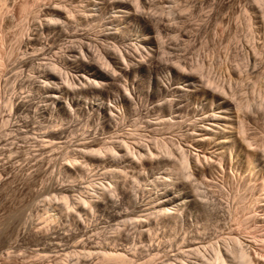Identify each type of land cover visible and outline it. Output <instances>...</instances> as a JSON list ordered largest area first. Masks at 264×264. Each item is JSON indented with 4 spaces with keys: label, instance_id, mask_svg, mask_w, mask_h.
Returning a JSON list of instances; mask_svg holds the SVG:
<instances>
[{
    "label": "rangeland",
    "instance_id": "rangeland-1",
    "mask_svg": "<svg viewBox=\"0 0 264 264\" xmlns=\"http://www.w3.org/2000/svg\"><path fill=\"white\" fill-rule=\"evenodd\" d=\"M6 1L0 264H264V0ZM35 4L41 19L55 14L35 35L41 52L25 47L36 17L21 18ZM24 51L35 63H19ZM54 58L55 80L37 64ZM197 61L209 81L192 73ZM95 66L116 76L94 85ZM43 131L60 143L42 144Z\"/></svg>",
    "mask_w": 264,
    "mask_h": 264
},
{
    "label": "bare ground",
    "instance_id": "bare-ground-1",
    "mask_svg": "<svg viewBox=\"0 0 264 264\" xmlns=\"http://www.w3.org/2000/svg\"><path fill=\"white\" fill-rule=\"evenodd\" d=\"M4 1V0H3ZM6 1V0H5ZM5 3V2H4ZM3 3V4H4ZM6 3H8L7 1H6ZM135 3H137V5H139V0H137V1H135ZM88 4H90L89 2H88ZM97 4V3H96ZM96 4H94L95 6H97ZM114 4H116V3H114ZM6 5V4H5ZM5 5H3V6H5ZM87 5V4H86ZM91 5V4H90ZM133 5V4H132ZM8 8L7 9H9L10 7H9V4L8 5H6ZM11 6V5H10ZM39 5L38 4H35V5H33V6H28V5H26V6H24L23 7V9H22V11H21V18L23 19V20H29V18H31V16H34V17H36V24H35V27H34V30L33 29H30V26H27V31L29 32V33H27V42H26V46L25 47H27L28 45H30L31 44V42L32 41H34V48H32V51H37V50H40V52L41 51H44V50H42V49H39V48H37L38 47V45H42V43H41V41L39 40V39H37V37H35V35L37 34V35H39L38 34V32L40 31H43L44 30V28H55V14L54 15H49L46 19H41V16H40V14L38 13V9H37V7H38ZM88 6V5H87ZM128 6V5H127ZM55 7H57V5H55ZM59 7H61V5H59ZM86 7V6H85ZM139 7H141V5H139ZM171 7H173V5L171 6ZM92 8V7H91ZM65 9H67V7H65ZM96 11V10H95ZM134 11V10H133ZM132 13V12H131ZM134 13V12H133ZM136 13V12H135ZM167 15H169V13H167ZM47 16V15H46ZM169 16H171V15H169ZM82 17V16H81ZM44 20V21H43ZM45 20H46V22H45ZM57 21H59V19H57ZM116 21V20H115ZM30 22V21H29ZM118 22V21H117ZM121 22V21H120ZM151 26V25H150ZM153 28H155V27H153ZM155 29H157V28H155ZM155 29H152V30H150L151 32L150 33H155V32H158V30L157 31H155ZM48 30V29H47ZM146 30V29H145ZM31 31H36L35 33H31ZM45 31V30H44ZM42 33V32H41ZM44 33V32H43ZM76 36V35H75ZM77 36H79V35H77ZM40 37V36H39ZM38 37V38H39ZM50 36L48 35V37L47 38H49ZM74 37V36H73ZM81 37V36H80ZM172 37H175V35H172ZM82 38V37H81ZM161 38V31H159V39ZM47 40V39H46ZM49 40V39H48ZM53 41V40H52ZM55 45V44H54ZM37 46V47H36ZM53 46V45H52ZM85 46V45H84ZM83 45H81V48H82V50H83V47H84ZM29 47V46H28ZM41 47V46H40ZM54 48H55V46H54ZM26 49H28V48H26ZM87 49V48H86ZM29 50H30V47H29ZM28 50V51H29ZM88 50V49H87ZM27 51V50H26ZM26 51H24V56H26V57H24V58H22L20 61H19V63H21V64H23V65H28V64H32L33 62H34V59H33V57L34 56H28L27 55V53H28V51H27V53H26ZM86 51V50H85ZM90 51V50H89ZM39 52V51H38ZM37 52V53H38ZM46 52V51H45ZM31 53V52H30ZM48 53V52H47ZM51 53V52H50ZM32 54V53H31ZM34 55H35V52L33 53ZM41 54V53H40ZM45 55V54H44ZM43 55V56H44ZM49 55V54H48ZM51 55V54H50ZM86 55V54H85ZM53 57L55 56V55H52ZM93 56V55H92ZM88 57H91V56H87V58ZM41 58V57H40ZM150 59V58H149ZM88 61V60H87ZM86 61V62H87ZM93 61V60H92ZM95 61H97V63H101V67H105V65H107V61H103V59H101V55H99V53L97 54V55H95ZM138 61V63L137 64H140L141 66H143L144 64H146V62L145 61H143V62H140V60H136V62ZM39 62V61H38ZM48 63H46V64H44V62L43 63H37L38 64V67H41L42 68V70L40 69V71H48V72H45V74H49L48 76H51V77H49V78H53L54 80H55V75H58V74H55V71H57V69H59V71H61V67H57V65H55V58H54V60L52 59L51 61H47ZM89 62V64H90V61H88ZM87 62V63H88ZM151 62V61H150ZM35 63V62H34ZM92 63V62H91ZM197 63V67H201V69H199V71H197V69H193V67H191V69L192 70H194L192 73H199V77H201V79L203 78V79H207V81H209V77L206 75V73H205V68H204V65L201 63V65H199V62L197 61L196 62ZM88 64V65H89ZM93 64V63H92ZM136 64V63H135ZM134 64V65H135ZM136 64V65H137ZM147 65V64H146ZM174 65H177V67H179V69H181V67H183V65H181V63H177V61H174ZM193 65V64H192ZM24 66V67H25ZM34 66V65H33ZM32 66V67H33ZM90 67H91V64L89 65ZM94 66V65H93ZM99 66V65H98ZM18 67V66H17ZM21 67V66H20ZM30 67V66H29ZM37 67V68H38ZM136 67H139V68H141L140 66H136ZM147 67V66H146ZM31 68V67H30ZM93 68V67H92ZM127 68V67H126ZM130 67H128V69H129ZM143 68V67H142ZM185 67H183V69H184ZM13 69H14V67H13ZM16 69V68H15ZM22 69V68H21ZM94 69V68H93ZM95 69L96 70H94V76H93V78H95V79H92L93 80V83H94V85H96V82L97 81H95V80H97V79H106V78H113V76L115 77L116 75H114L113 74V71H111L110 69L108 70L107 68H101V69H99L98 67H96L95 66ZM127 69V70H128ZM28 70V69H27ZM121 70H122V68H121ZM124 71L126 70V69H123ZM23 73H24V68H23ZM21 71V72H22ZM31 72V71H30ZM128 72H129V70H128ZM208 73V72H207ZM26 74H27V72H26ZM30 74H32V73H29V75ZM32 75H30V78H32L31 77ZM46 76V75H45ZM47 76V77H48ZM25 77V76H24ZM35 77V76H34ZM37 77H39V76H37ZM58 77V76H57ZM82 77V76H81ZM195 77V76H194ZM26 78V77H25ZM46 78V77H45ZM89 78V77H88ZM87 78V79H88ZM188 78V77H187ZM57 79V78H56ZM59 79L60 80H64V75H63V73H61L60 72V76H59ZM73 79H75V77H73ZM84 79H86V77L84 78ZM117 79V78H116ZM115 79V80H116ZM40 80V79H39ZM51 80V79H50ZM92 80H90L89 79V81H86L87 83H89L90 81H92ZM31 81V80H30ZM41 81V80H40ZM112 81V80H111ZM114 81V80H113ZM194 81V80H193ZM197 81V80H196ZM213 81H217V80H214L213 79ZM33 82H34V80H33ZM33 82H31V83H33ZM43 82H45V81H43ZM63 82V81H62ZM101 82V81H100ZM52 83V82H51ZM104 83V82H103ZM191 83V82H190ZM40 84V83H39ZM44 84V83H43ZM46 84H47V82H46ZM92 84V83H91ZM97 84H99V82L97 83ZM106 84V83H105ZM161 84H163V83H161ZM192 84V83H191ZM206 84V83H205ZM42 85V84H41ZM195 85V84H194ZM194 85H192V86H194ZM229 85H231V82L229 81ZM33 85H31V87H32ZM35 86L37 87V85L35 84ZM39 86V85H38ZM53 86V85H52ZM55 86V85H54ZM161 86H165V85H161ZM42 87V86H41ZM93 87V86H92ZM169 87H171V86H169ZM215 87H219V89H217V91H219V93H221V91H223V95H225V96H229V95H227V91H225V82H223V81H219V83H217V85H215ZM54 88V87H53ZM65 88H66V86H65ZM165 88H168V87H166L165 86ZM43 89H44V87H43ZM58 89H60V90H62V88L60 87V88H58ZM67 89V88H66ZM120 89H121V87H120ZM176 89V88H175ZM211 89H213V87H211ZM38 90V89H37ZM46 90V89H45ZM165 90V89H164ZM179 90H181V89H179V87L176 89V91H179ZM32 91V90H31ZM53 91H54V89H53ZM63 91H66V90H63ZM69 91V90H68ZM165 91H167V89L165 90ZM213 91H215V89H213ZM233 91V90H232ZM56 92V91H55ZM54 92V93H55ZM121 92V91H120ZM31 93V92H30ZM39 93H41V91H39ZM67 93V92H66ZM132 93H134V91L132 92ZM243 93H245V95L247 94V91H243ZM125 94V93H124ZM217 94V93H216ZM238 94H241V93H235V91H233V95H235V97H237V95ZM29 95V94H28ZM40 96H42V95H40ZM49 96V95H48ZM125 96H127V95H125ZM129 96H131V95H128V97ZM135 96V95H134ZM46 97V96H45ZM45 97H44V99H45ZM62 97V96H61ZM136 97V96H135ZM235 97H231V99H235ZM14 98V97H13ZM13 98H12V100L9 98V100H11V102H12V104L13 105H15V106H13V109L16 111V110H18L19 109V105L18 104H16V102H14V100H13ZM48 98H50V97H48ZM52 98H54V99H56V100H58L59 99V97L58 96H52ZM124 98H127V97H124ZM130 98V97H129ZM129 98L127 99V101H129ZM30 99V98H29ZM41 99V98H40ZM62 99V98H61ZM131 99H133V97L131 98ZM26 100V99H25ZM53 100V99H52ZM64 100V99H63ZM54 101V100H53ZM121 101V100H120ZM125 101V100H124ZM131 101H133V100H131ZM245 101H249V99H247V97H245ZM49 102V101H48ZM56 102V101H55ZM50 103V102H49ZM65 103H67V102H65ZM126 103V102H125ZM130 103H132V102H130ZM237 103H239V101H237ZM62 104H64V102L62 103ZM127 104V103H126ZM65 105V104H64ZM21 106V105H20ZM106 106H108V105H106ZM105 106V107H106ZM22 107V106H21ZM25 107V106H24ZM109 107V106H108ZM107 107V108H108ZM103 108H104V106H103ZM21 109V108H20ZM40 109V108H39ZM43 109V108H42ZM110 109V108H109ZM41 110V109H40ZM45 110V109H44ZM47 110V109H46ZM49 110V109H48ZM28 111V110H27ZM105 111V110H104ZM36 112V111H35ZM41 112V111H40ZM43 112V111H42ZM199 115V114H198ZM31 122V121H30ZM204 129V131H206L205 133H207V131H208V129L207 128H203ZM40 130H42V129H40ZM28 131V130H27ZM45 131V130H44ZM43 131V132H44ZM56 131V130H55ZM55 131H46V132H44V133H42V134H40L39 135V137H40V139H41V142H42V144H44V145H47V146H55V144L56 143H60L59 141H60V139H61V137H59V136H56L55 135ZM42 132V131H41ZM30 133H32V132H30ZM34 134V133H33ZM61 135H63V134H61ZM155 143H157V141H155ZM91 144V143H90ZM90 144L89 145H87V143H86V147L84 146V151L82 150V152H89V151H91V153L92 152H95V151H97V149L96 148H91V146H90ZM123 145H125V147H127V143H123ZM90 147V148H89ZM86 149V150H85ZM147 149H149L148 147H147ZM95 150V151H94ZM99 151H101V149H99ZM127 151H129V154L128 153H126V154H128V155H133V157H135V151H133V153H131V149H129V147H127ZM110 152V156H111V153H112V155L114 156V153H115V155L117 156V155H119V153H117V151H109ZM91 153H86V154H91ZM127 155V156H128ZM141 155H143V153H141ZM149 155H153V153H151V151H149ZM112 157V156H111ZM143 157H145V155H143ZM113 158V157H112ZM194 157H191V155H190V158H189V156H188V159H187V157H186V159H187V161L186 160H184L183 159V161H179L180 163H178V167H180L181 169H182V171H181V169H178L177 168V170H176V172L178 171V170H180L179 172H177L178 174H179V176L181 177V178H183L184 177V172H185V166L186 165H188V163L189 162H191V161H194V160H191V159H193ZM114 159H117L116 157L114 158ZM135 159H137V157H135ZM137 160H139V159H137ZM101 161H102V159H101ZM192 163V162H191ZM177 164V163H176ZM190 164V163H189ZM175 166V165H174ZM215 166V165H214ZM108 168V167H107ZM176 169V168H175ZM184 169V170H183ZM114 170V169H113ZM115 171V170H114ZM112 172V173H115V172ZM118 171V170H117ZM116 171V172H117ZM119 171H120V169H119ZM118 171V172H119ZM172 171V170H171ZM107 173V172H106ZM173 173V172H172ZM171 173V174H172ZM108 174H110V173H108ZM119 174V173H118ZM169 176V175H168ZM179 177V178H180ZM168 178V177H167ZM166 178V179H167ZM171 178H173V177H171ZM165 179V180H166ZM184 179V178H183ZM170 180V179H169ZM181 180V179H180ZM55 199H57V197H55ZM81 201H83V205H85V203H87V200L85 201V199H83V197H81ZM90 201V200H89ZM139 208V207H138ZM81 209V208H80ZM88 209V208H87ZM142 209V208H141ZM144 210H145V207L143 208ZM163 210H162V213H167L168 211H171L170 210V208L168 207V206H163V208H162ZM139 211V210H138ZM142 212V211H141ZM143 212H145V211H143ZM147 213H149V212H147ZM172 213V212H171ZM140 214V213H139ZM142 214V213H141ZM144 214H146V213H144ZM174 214V213H173ZM176 214V213H175ZM138 217V216H137ZM122 218V217H121ZM233 242V241H232ZM235 243V242H234ZM190 246H192V245H189V247ZM232 246V245H231ZM211 247H213V245H211ZM217 247H219V243H217ZM232 247H229V250L231 249ZM194 249H196V247L194 248V246L190 249V250H194ZM189 250V249H188ZM215 251H217V249H215V247H213V255H215ZM226 252V251H225ZM89 253H91V251H89ZM219 253H221V251H219ZM230 253L231 254H238L241 258H244V253L241 251V250H238V249H236L235 247H234V249L232 248V251H230ZM225 254H227L228 255V253H225ZM201 255H203V253H201ZM111 256H115L116 258H122V255L119 253V252H117V251H115V252H113V253H111ZM182 256V255H181ZM225 257H227V256H225ZM206 258V257H205ZM221 259H223V255H221ZM213 261H215V259H213ZM223 261H225V259H223ZM172 262V261H171ZM183 263H185V261H183ZM173 264V263H172ZM185 264H187V263H185ZM243 264H254L252 261H245L244 260V263Z\"/></svg>",
    "mask_w": 264,
    "mask_h": 264
}]
</instances>
